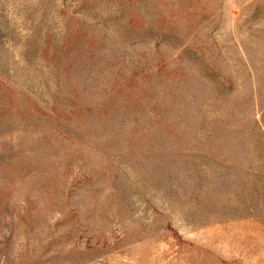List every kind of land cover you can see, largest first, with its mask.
Here are the masks:
<instances>
[{
  "label": "rangeland",
  "instance_id": "obj_1",
  "mask_svg": "<svg viewBox=\"0 0 264 264\" xmlns=\"http://www.w3.org/2000/svg\"><path fill=\"white\" fill-rule=\"evenodd\" d=\"M0 264H264V0H0Z\"/></svg>",
  "mask_w": 264,
  "mask_h": 264
}]
</instances>
